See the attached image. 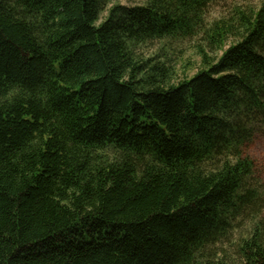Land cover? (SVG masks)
<instances>
[{"label":"trees","instance_id":"trees-1","mask_svg":"<svg viewBox=\"0 0 264 264\" xmlns=\"http://www.w3.org/2000/svg\"><path fill=\"white\" fill-rule=\"evenodd\" d=\"M128 1L0 0V264H264V0Z\"/></svg>","mask_w":264,"mask_h":264},{"label":"rangeland","instance_id":"rangeland-1","mask_svg":"<svg viewBox=\"0 0 264 264\" xmlns=\"http://www.w3.org/2000/svg\"><path fill=\"white\" fill-rule=\"evenodd\" d=\"M140 1V0H136ZM258 0H226L219 2L218 4L213 5L208 12V17L210 19L218 18L219 16L223 15L227 12L229 5L233 3H240V4H255ZM124 4H130L128 0H121ZM194 45L187 44L184 47V53L182 56L189 57L193 54L191 51V47ZM193 68L197 66L200 62L198 57L193 56ZM191 75L195 73V70L190 71ZM264 125V124H263ZM244 153L246 156L250 157L254 162V171H255V178L260 179L264 182V126L255 134L252 135L251 140L246 144L244 147Z\"/></svg>","mask_w":264,"mask_h":264}]
</instances>
